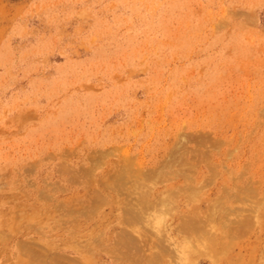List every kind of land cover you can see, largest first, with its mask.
<instances>
[{"label":"rangeland","instance_id":"374dc122","mask_svg":"<svg viewBox=\"0 0 264 264\" xmlns=\"http://www.w3.org/2000/svg\"><path fill=\"white\" fill-rule=\"evenodd\" d=\"M0 264H264V0H0Z\"/></svg>","mask_w":264,"mask_h":264},{"label":"bare ground","instance_id":"6f19581e","mask_svg":"<svg viewBox=\"0 0 264 264\" xmlns=\"http://www.w3.org/2000/svg\"><path fill=\"white\" fill-rule=\"evenodd\" d=\"M245 219V218H244ZM246 220V219H245ZM246 223V222H245ZM244 224V223H243ZM246 250V249H245Z\"/></svg>","mask_w":264,"mask_h":264}]
</instances>
